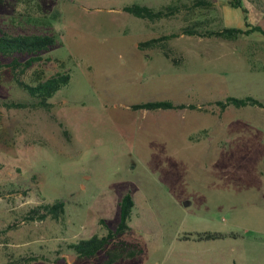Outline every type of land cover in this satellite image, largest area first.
I'll list each match as a JSON object with an SVG mask.
<instances>
[{"label": "rangeland", "instance_id": "obj_1", "mask_svg": "<svg viewBox=\"0 0 264 264\" xmlns=\"http://www.w3.org/2000/svg\"><path fill=\"white\" fill-rule=\"evenodd\" d=\"M207 1L150 23L122 9L192 1L0 0V33L57 39L18 79L70 75L44 110L0 58V103L27 105L0 107V264H100L103 252L77 259L67 246L114 229L127 193L134 208L120 239L141 253L115 264H264V57L254 42L264 35L180 36L169 59L137 47L193 20L241 30L259 22L250 0ZM247 97L262 107L216 104ZM147 103L171 108H134ZM54 202L65 205L60 221L15 223ZM201 233L225 237L183 239Z\"/></svg>", "mask_w": 264, "mask_h": 264}, {"label": "trees", "instance_id": "obj_2", "mask_svg": "<svg viewBox=\"0 0 264 264\" xmlns=\"http://www.w3.org/2000/svg\"><path fill=\"white\" fill-rule=\"evenodd\" d=\"M191 4L180 5L170 4L162 9L155 10L146 6L131 5L124 7L123 12L133 17L147 20L150 23L169 19L183 11H192L197 8H209L211 2L207 0H191ZM228 3L233 7H240L241 0H229ZM249 29L241 30L236 28H217L210 29L206 21L193 20L180 27L177 32L171 34H162L158 37L149 39L138 44L140 50L160 49L163 55L169 59L171 49L168 46L170 40L180 36H193L198 38H214L223 40H235L241 36L247 35L253 31H259L264 35L262 29L258 26H247ZM57 45V39L53 35H11L6 32L0 33V58L8 60V67L14 75V82L19 89L24 91L33 101L35 106L44 110H49L52 104L49 100L64 86L69 83L70 75L68 73H57L55 76L44 79L39 74L35 76L30 83H24L18 79L16 70L20 69L22 73L31 68L33 64L43 60L42 55ZM41 74V73H40ZM222 110L232 106L242 108L246 106L262 107L257 100L247 97L243 99L227 98L224 102H217ZM27 105L13 102H2L0 107L6 109L25 108ZM136 109H168L169 103H147L135 106ZM119 221L114 229H107L105 234L94 235L86 240H80L69 244L67 250L77 259H92L99 252H103L105 259L100 264H115L121 260L133 259L141 253L138 245L129 244L120 239L129 231V220L134 208V201L130 193L125 194L118 203ZM65 214V205L63 202H54L51 204H39L25 211L20 219L15 223L42 222L45 219L60 221ZM3 230L0 231L2 233ZM220 234L201 233L196 235L184 236L183 239L194 240H213L224 238ZM39 258L36 256L22 257L14 260L12 264H28L35 262Z\"/></svg>", "mask_w": 264, "mask_h": 264}, {"label": "crops", "instance_id": "obj_3", "mask_svg": "<svg viewBox=\"0 0 264 264\" xmlns=\"http://www.w3.org/2000/svg\"><path fill=\"white\" fill-rule=\"evenodd\" d=\"M250 1H251V3L254 4V6L249 5L247 2H245L246 5H249L250 9H252L254 12H258V11H256V8H258L259 13L261 15V16H259V20H258L259 22H257L256 25L252 26V27L258 26L264 32V5L262 4V0H250ZM241 4H242V1H241ZM246 5H245V8L247 9L248 7ZM254 42H255V44H258V46L260 45L257 53L259 54V56L264 57V39H262L261 41H254Z\"/></svg>", "mask_w": 264, "mask_h": 264}]
</instances>
